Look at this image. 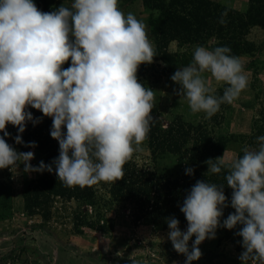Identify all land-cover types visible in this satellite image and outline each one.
Returning <instances> with one entry per match:
<instances>
[{
	"label": "clouds",
	"instance_id": "obj_1",
	"mask_svg": "<svg viewBox=\"0 0 264 264\" xmlns=\"http://www.w3.org/2000/svg\"><path fill=\"white\" fill-rule=\"evenodd\" d=\"M221 14L220 24H226ZM188 66L178 68L171 80L178 84L190 114L211 119L222 104H231L249 86L246 70L228 46L194 47ZM156 56L147 25L125 13L118 0H74L71 7L41 11L34 0H0V169L55 172L66 187H91L123 179L124 165L143 142L154 120L155 91L138 80V68ZM70 60V66L63 68ZM226 85L222 95L209 86L205 74ZM29 108L52 119L50 135L58 141L59 156L51 164L34 167V152H18L5 137L7 126L18 130L16 144L28 122H40ZM258 148L245 146L242 157L225 165L222 157L208 159V172L227 168L235 210L221 225L228 204L224 186L198 180L180 211L187 220H167L174 250L192 264L202 256L199 245L215 238L216 229L242 237L241 264H264V135ZM26 147L35 148V142ZM54 165V168H53ZM194 169L186 168L192 175ZM195 237L191 250L189 241Z\"/></svg>",
	"mask_w": 264,
	"mask_h": 264
},
{
	"label": "trees",
	"instance_id": "obj_2",
	"mask_svg": "<svg viewBox=\"0 0 264 264\" xmlns=\"http://www.w3.org/2000/svg\"><path fill=\"white\" fill-rule=\"evenodd\" d=\"M128 2L131 0H119ZM152 10L156 12L149 18V26L155 39V61L162 63L165 73L176 71L190 64L185 53L169 52L168 45L176 42L178 47L185 45H201L209 49L217 46H228L231 54L237 57L251 55L255 52V45L247 39V35L254 27L264 29V0H249L245 12L227 8L213 0H146ZM37 7L44 12L55 7V0H34ZM226 24H220L221 14ZM154 64H142L138 68L137 76L143 85L147 82V72L154 71ZM34 118L40 122L33 125L28 122L25 131L20 134L24 144H19L22 152L30 149L38 151L43 156L45 164H51L59 156L58 141L50 135L52 119L33 108H29ZM151 131L146 139L150 155L149 165H138L129 160L124 165L123 179L110 182L108 187L109 203L124 205L129 208L133 222H145L154 232L165 231L168 228L167 220L175 217L179 220V227L185 226L187 220L180 211L183 201L196 181L201 180L224 186V194L228 198L229 206L223 209V220L234 209L230 206L232 189L227 186V168L222 167L220 173L208 172V159L221 157L232 135H226L216 130L217 117L213 116L208 121L191 125L188 132L182 129L175 130V125H165L162 120L153 117ZM210 125V126H209ZM187 129V128H186ZM189 130L191 133L190 138ZM13 138L18 134L16 127L12 129ZM264 135V103L260 105L257 115L252 119L249 133L236 136L243 141L244 147L258 148L257 137ZM15 140V139H14ZM35 142L36 147L25 145ZM243 156V151L238 157ZM169 158L181 160L175 171H166L158 168L160 162ZM54 168V165H53ZM186 168L194 169L192 175L186 174ZM95 187L80 188L66 187L60 182L55 172H39L37 177L29 181L23 188L22 197L24 209L29 213L42 212L46 217L50 202L59 197L67 201L74 200L81 205L96 207V218L89 219L85 212L75 216L74 226L78 232L80 228L89 227L101 232L112 229V223L102 220ZM104 203H107L104 202ZM11 214V195L7 187L0 188V221ZM102 221V223L100 222ZM241 226L229 230L224 227L223 233L234 246L241 250L242 237L236 235Z\"/></svg>",
	"mask_w": 264,
	"mask_h": 264
},
{
	"label": "rangeland",
	"instance_id": "obj_3",
	"mask_svg": "<svg viewBox=\"0 0 264 264\" xmlns=\"http://www.w3.org/2000/svg\"><path fill=\"white\" fill-rule=\"evenodd\" d=\"M213 1L239 12H245L249 4V0ZM73 2L74 0H55V7L51 11L62 5L71 7ZM118 6L125 13H133L147 25L148 37L155 46L148 21L156 12L146 0H118ZM247 39L254 43L255 52L239 59L245 67L249 86L233 103L222 104L220 111L214 115L219 123L215 129L232 135L233 138L222 154L225 165L239 156L244 144L241 138L235 137L242 135L240 133H249L251 121L257 115L260 105L264 103V29L252 28ZM211 43L212 40L207 41V48ZM195 46L197 45L178 47L176 42H171L168 50L172 53L187 54V59L191 62ZM152 64L156 67L154 71L147 72L148 80L144 84L155 91L152 117L161 119L165 125H175L173 129H182L184 132H188L191 125L208 121L203 113L190 114L186 100L177 94L180 86L171 80L175 71L165 73L159 61L154 60ZM69 66L70 60L62 65L63 68ZM205 75L209 86L216 90L215 94L222 95L226 85L216 82L210 74ZM13 128L12 125L7 126L10 135L5 139L18 152H22L20 145L16 144L13 138ZM190 136L189 130L187 139ZM142 148L143 150L135 152L130 160L138 165H149L150 155L146 140ZM29 151L34 152L31 165L38 166L43 161V156L34 149ZM180 163V159L169 158L161 161L158 168L165 167L166 171L173 172ZM38 173L25 172L23 164L12 170L0 169V188L7 187L11 195V214L0 221V264H185L186 257L178 254L168 239L169 229L154 232L145 222H133L127 206L109 203L107 191L110 182H100L95 187L102 220L109 221L113 226L109 231L101 232L83 227L78 232L74 226L75 216L83 211L89 219H94L96 207L81 205L74 200L67 201L55 197L46 210V217L40 211L29 213L24 209L22 192L26 184L34 180ZM106 201L107 203H104ZM180 229L186 231L185 226ZM194 239L195 237L189 241V250ZM199 247L202 256L192 264H241L239 257L244 249L235 250L231 241L225 237L222 227L216 229L215 238L206 239Z\"/></svg>",
	"mask_w": 264,
	"mask_h": 264
},
{
	"label": "crops",
	"instance_id": "obj_4",
	"mask_svg": "<svg viewBox=\"0 0 264 264\" xmlns=\"http://www.w3.org/2000/svg\"><path fill=\"white\" fill-rule=\"evenodd\" d=\"M250 130V129H249ZM240 134H244V133H240Z\"/></svg>",
	"mask_w": 264,
	"mask_h": 264
}]
</instances>
